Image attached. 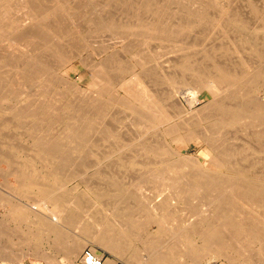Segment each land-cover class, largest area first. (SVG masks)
I'll return each mask as SVG.
<instances>
[{
	"label": "rangeland",
	"instance_id": "rangeland-1",
	"mask_svg": "<svg viewBox=\"0 0 264 264\" xmlns=\"http://www.w3.org/2000/svg\"><path fill=\"white\" fill-rule=\"evenodd\" d=\"M0 8V11L5 9L7 12L15 10L8 12L9 17L13 14L15 22L21 20L15 34L0 36V264H69L68 260L70 264H83L87 248L92 255L97 253L101 256L102 264L105 257L113 259L110 255L126 262L113 259L117 264H143L157 248L158 242L169 240L171 231L183 230L187 226L186 220L189 218V222L192 217L184 203L187 198L178 192L170 195V190L163 191L162 186H172L182 174L193 173L197 168L206 169L201 171L207 176L210 173L208 178L211 180L226 178L225 181L240 180L247 184L264 180V153L255 150L261 143L264 149V140H256V131L264 130V0H8ZM70 8L76 14L69 13ZM89 13L110 27L92 29L88 24ZM27 15L31 16L27 19L29 22L22 19ZM58 24L63 25L64 32L56 36L54 31L59 28ZM51 30L50 35L48 32ZM50 39L54 40L47 42ZM253 46L261 57L251 49ZM19 54L34 63L35 67L29 73L22 70L23 58L18 57ZM62 55L67 59L61 60ZM31 56H34V61L29 58ZM220 69L232 77L222 79ZM131 79L136 85L132 81L128 83ZM133 85L136 88L133 89ZM187 90L200 97L197 107L206 108V115L200 118H188L187 114L183 119L178 117L184 109L178 102H182L189 92ZM130 91L132 93L128 95ZM139 91L141 95L137 93ZM182 91L186 94L182 95ZM216 91L218 94L215 96ZM142 92L149 95L154 92L162 100L158 107H162L164 113H177V119L172 120L175 125L172 137L178 140L172 147L181 156L194 157L199 161L190 169L185 163L181 171L172 169L171 164L165 165L168 162L163 157L166 156L148 155L139 141L125 148L105 133L112 129L123 135L129 133V138H133L151 129L148 135L156 130L155 134L170 141L164 136L161 126L152 128L139 117L143 110L140 103L147 97ZM219 101L230 107L229 111L220 109ZM233 108H244L251 116L232 123L228 119ZM258 109H261V117L257 116ZM185 122L188 124L186 127L181 125ZM201 134L217 142L219 149L228 148L234 152L232 157L226 158L224 166L219 167L206 156L208 147L201 141ZM116 146L119 152L110 157V150ZM129 154L134 157L124 160L123 157ZM29 161L37 174L40 173V181L53 180L48 174L54 171L60 180L66 177L62 183L65 186L59 193L71 203L77 199L83 203L82 222L89 223L94 217L108 228V238L113 239L112 247L97 244L93 239L95 232L79 231L50 214L35 190L31 195L20 188L22 194L15 191L14 188L18 187L16 181L20 173L28 171L24 165ZM138 181L145 182V187L140 188ZM113 186H120L122 193L130 194L118 195L112 190ZM154 187L159 189L155 190L158 196L152 194ZM25 196L29 198H23ZM142 199L146 201L141 202ZM7 201L19 203L30 214L28 219L21 223L13 222L6 210ZM93 205H97L96 209ZM245 213L253 216L250 208H245ZM160 218L167 225L162 231L158 225ZM43 219L51 224L54 220L60 223L63 238L60 244L36 224V221L44 222ZM258 229L264 230L261 222H258ZM245 241L241 244L250 250L244 256L237 257L236 252L225 250L224 257L202 253L194 261H189V255L184 253L187 249L183 251L181 242L175 240L176 244L173 243L179 251L177 264H264V246ZM193 242L201 244L197 238ZM72 243L85 246L76 259L65 255V249Z\"/></svg>",
	"mask_w": 264,
	"mask_h": 264
},
{
	"label": "bare ground",
	"instance_id": "bare-ground-1",
	"mask_svg": "<svg viewBox=\"0 0 264 264\" xmlns=\"http://www.w3.org/2000/svg\"><path fill=\"white\" fill-rule=\"evenodd\" d=\"M8 1V0H6ZM5 0H0V3L3 5H5L6 3ZM63 1V0H62ZM204 1V0H201ZM263 1V0H262ZM22 2V0H21ZM208 2V1H207ZM203 3V2H202ZM205 3V2H204ZM211 3V2H210ZM209 3V4H210ZM0 4V6H1ZM198 4V3H197ZM11 5V4H9ZM22 5V4H20ZM46 5V4H45ZM186 5V4H185ZM23 6V5H22ZM25 6V5H24ZM212 6V4H211ZM58 8V7H57ZM82 8V7H81ZM193 8V7H192ZM208 8V7H207ZM18 9V8H17ZM21 9V8H20ZM25 8H23L24 10ZM64 9V8H63ZM91 9V8H90ZM154 9V8H153ZM1 10V8H0ZM5 10V9H4ZM0 11V15L2 16V18L0 17V36L2 37H7V36H11V34H15L17 32V30L20 28V24H21V20H17V22H15L14 16L13 14L9 17L8 12L10 11ZM26 10V9H25ZM197 10V9H196ZM239 10V9H238ZM13 11V10H11ZM10 11V12H11ZM15 11V10H14ZM13 11V12H14ZM22 11V10H21ZM20 11V13H21ZM91 11V10H90ZM190 11V10H189ZM188 11V12H189ZM194 11V10H192ZM203 11V10H202ZM25 13L27 11H24ZM94 12V11H92ZM168 12V11H167ZM201 12V10H200ZM206 12V11H205ZM16 13V12H15ZM28 13V12H27ZM69 13L72 14H76L75 10L70 8ZM183 13V12H182ZM211 13V12H210ZM214 13V12H213ZM18 14V13H16ZM89 17L91 16V18L88 20V24L92 25V29L94 27L95 30H101L104 27H110V25L101 20V18L98 17H94L96 16L93 13H89ZM194 14V13H193ZM20 15V14H19ZM22 15V13H21ZM117 15V14H116ZM164 15V14H163ZM182 15V14H181ZM186 15V13H185ZM37 16V15H36ZM70 16V15H69ZM75 16V15H73ZM16 17V16H15ZM28 17L30 18L31 16H24L22 17V19L26 22H29L27 19ZM78 17V15H77ZM84 17V16H83ZM193 17V16H192ZM20 18V16H19ZM85 18V17H84ZM195 18V17H194ZM207 18V17H206ZM31 19V18H30ZM83 19V18H82ZM116 19V18H115ZM136 19V18H135ZM178 19V17H177ZM197 19V18H196ZM126 20V19H125ZM137 20V19H136ZM192 20V19H191ZM107 21V20H106ZM128 21V20H127ZM83 22V21H82ZM190 22V21H189ZM74 23V22H73ZM175 23V22H174ZM132 24V23H131ZM59 28H57V31H54V29H52L55 33L56 36H58L57 34L64 32L63 29V25L61 26V24H58ZM72 25V24H70ZM75 25V23H74ZM113 25V24H112ZM116 25V24H114ZM118 25V24H117ZM179 25V24H178ZM73 26V25H72ZM119 26V25H118ZM117 26V27H118ZM158 27V26H157ZM167 27V26H166ZM185 27V26H184ZM38 28V27H37ZM56 28V27H55ZM164 28V27H163ZM203 28V27H202ZM66 29V28H65ZM170 29V28H169ZM206 29V28H205ZM52 30L48 33H50ZM80 30V29H79ZM94 30V31H95ZM38 31V30H36ZM46 31V30H45ZM120 31V30H119ZM118 31V32H119ZM131 31V30H130ZM136 32V31H135ZM139 32V31H138ZM173 33V32H172ZM196 33V32H194ZM42 34V33H39ZM45 34V33H44ZM47 34V33H46ZM105 34V33H104ZM132 34V33H131ZM43 35V34H42ZM148 35V34H147ZM200 35V34H199ZM48 36V35H46ZM133 36V35H132ZM220 36V35H219ZM255 36V35H254ZM54 36H52L53 38ZM140 37V36H139ZM11 38V37H10ZM125 38V37H124ZM252 38V37H251ZM170 39V38H169ZM174 39V38H173ZM212 39V38H211ZM44 40V39H43ZM53 41L54 39H50L49 41ZM144 40V39H143ZM108 41V40H107ZM194 42V41H193ZM200 42V41H199ZM236 42V41H235ZM126 43V42H125ZM191 43V42H190ZM130 44V43H129ZM128 44V45H129ZM140 44V43H139ZM186 44V43H185ZM52 45V44H51ZM60 45V44H59ZM114 45V44H113ZM137 45V44H136ZM141 45V44H140ZM143 45V44H142ZM251 45V43H250ZM25 46V45H24ZM33 46V45H32ZM55 46V45H54ZM133 46V45H132ZM135 46V45H134ZM23 47V45H22ZM59 47V46H58ZM99 47V46H98ZM24 48V47H23ZM26 48V47H25ZM28 48V47H27ZM84 48V47H83ZM9 49V48H8ZM33 49V47L31 48ZM63 49V48H60ZM256 54L257 56L261 57V54L258 52L256 47H252L251 48ZM7 50V49H6ZM30 50V49H29ZM14 51V50H11ZM41 51V50H40ZM94 51V50H93ZM260 51V50H259ZM1 52V51H0ZM31 52V50H30ZM35 52V49H34ZM37 52V51H36ZM39 52V51H38ZM37 54H40L38 53ZM63 54V51H60ZM16 53V52H15ZM32 53V52H31ZM9 54V53H7ZM37 54H36V58L37 59ZM157 54V53H156ZM23 55V54H22ZM30 54L28 53V56ZM35 56V54H33ZM76 55V54H75ZM229 55V54H228ZM2 56V55H1ZM33 56V57H34ZM65 55L61 56V60L66 57H64ZM20 58H23L22 56H19ZM26 57V56H25ZM32 56L29 57L32 60L34 59ZM225 57V56H224ZM255 57V56H254ZM199 58V57H198ZM30 59V60H31ZM67 59V58H66ZM155 59V58H154ZM23 65H22V70H24V72L29 73L32 69H34V63H30L29 60H26V58H23ZM40 60V59H39ZM38 60V61H39ZM53 60V59H52ZM201 60V59H200ZM10 61V60H9ZM13 61V60H11ZM34 61V60H33ZM51 61V60H50ZM159 61V60H158ZM8 62V61H7ZM6 62V63H7ZM21 62V61H19ZM32 62V61H31ZM180 62V61H179ZM82 63V62H81ZM160 63V62H159ZM254 63V62H253ZM85 64V63H84ZM188 64V63H187ZM237 64V63H236ZM29 65L30 68H29ZM37 65V64H36ZM53 65V64H52ZM196 66V65H195ZM239 66V65H238ZM228 69V68H227ZM162 70V69H161ZM220 73V77L222 79H228L232 77V74L229 73H224L222 72V70H218ZM4 72V71H3ZM33 72V71H32ZM99 72V71H98ZM163 72V71H161ZM226 72V71H225ZM248 72V71H247ZM255 72V71H254ZM160 73V72H159ZM101 74V73H100ZM135 75V74H134ZM151 75V74H150ZM166 75V74H165ZM181 75V74H180ZM36 76V74H35ZM137 76V75H136ZM135 76V77H136ZM140 76V75H139ZM138 76V77H139ZM9 77V76H8ZM25 77V76H24ZM41 77V76H40ZM105 77V76H104ZM23 78V77H22ZM93 78V77H92ZM166 79H170V77H165ZM187 78V77H186ZM189 78V77H188ZM116 79V78H115ZM134 79V77H133ZM138 79V78H136ZM141 79V77H139V80ZM155 79V78H154ZM193 79V78H192ZM134 82V80H130V82H128L129 84ZM136 81V80H135ZM156 81V80H155ZM173 81V80H172ZM10 82V81H9ZM93 82V81H92ZM125 82V81H124ZM195 82V81H194ZM215 83V82H214ZM218 83V82H217ZM34 84V83H33ZM128 84V85H129ZM157 84V83H156ZM182 84V83H181ZM68 85V84H67ZM124 85V84H122ZM132 85V84H131ZM130 85V86H131ZM134 85L135 82H134ZM133 85V89L136 88ZM158 86V85H157ZM251 86V85H250ZM32 87V86H31ZM103 87V86H102ZM106 87V86H105ZM193 87V86H192ZM94 88V86H93ZM104 88V87H103ZM227 88V87H226ZM15 89V88H14ZM98 89V88H97ZM132 89V90H133ZM170 89V88H169ZM208 89V88H207ZM238 89V88H237ZM7 90V89H6ZM100 90V89H99ZM186 90V89H185ZM184 90V91H185ZM212 90V89H211ZM10 91V90H9ZM17 91V90H16ZM101 91V90H100ZM129 91V89H128ZM136 91V90H135ZM189 91V90H187ZM15 93V91H13ZM35 92V91H34ZM65 92V91H64ZM127 92V91H126ZM151 92V91H150ZM217 92V93H216ZM215 92V96L218 94V91ZM229 92V91H228ZM2 93V92H1ZM0 93V98L2 97V94ZM17 93V92H16ZM15 93V94H16ZM25 93V92H24ZM40 93V92H39ZM132 93L131 91L128 92ZM140 93L141 95V91L137 92ZM145 93H148L147 91H145ZM142 92L143 95L147 96L146 98H144L145 96H143L144 100L141 101V107H142V113H140L141 118H143V120L148 123V126L150 125L152 128L154 126H161V128H163V133L164 136H167L170 138V141H168L165 137H162V135H157L155 134L157 131H153L154 133L149 134V130L151 129H146L143 133L139 134V136H135L133 138H129V133L125 135H128V138H124L125 135H123L121 132V134L119 132H115L112 129L110 130H106L105 133L108 134V136H111L114 140L118 141L121 143V145H123V147H130V144H133L134 142H138L141 143V148L149 154H151V156L155 155H162V156H166L163 157L165 158L166 163L167 164H171V168L172 169H183L184 167V163L186 165H189V169L191 166H194L192 164H197L199 161L194 158V157H183L179 154L178 151H176V149L174 150L172 145L175 144L177 142L176 139H174L172 136L174 134V129H175V125H173L172 120L173 119H177V117L174 115H171V113L168 114L164 113V110L162 107H158V103L162 102L161 99H159V97L154 94L151 93V95L149 94H145ZM156 93V91H155ZM159 93V92H158ZM167 93V92H166ZM182 95L186 94V92L183 94V91L181 92ZM212 93V92H211ZM43 94V93H42ZM127 94V93H126ZM135 94V93H134ZM160 94V93H159ZM180 94V93H179ZM139 95V94H138ZM139 95V96H140ZM180 95V96H182ZM213 95V94H211ZM224 95V94H223ZM94 96V95H93ZM132 96V94H131ZM214 96V95H213ZM227 96V95H226ZM132 97H135V95H133ZM131 97V98H132ZM93 98V97H92ZM139 98V97H137ZM141 98V97H140ZM182 98V97H181ZM200 98V97H199ZM198 98V95L193 92V91H189L185 97H183L182 102H178V104H181L182 107H184L183 111L180 113V115L178 116L179 118H182L184 116V114L188 115V118H193V117H197L200 118L202 117V115H206L207 111L205 110L206 108H198L197 104L200 103V100ZM78 99V98H77ZM123 99V98H122ZM140 100V99H138ZM142 100V99H141ZM121 101V100H120ZM174 101V100H173ZM202 101V100H201ZM224 102V101H223ZM205 103V102H204ZM218 104L219 108L222 109L223 111L226 110V108L230 109V107H227L226 105L221 104V102L219 101ZM168 104V103H167ZM40 105V104H39ZM72 105V104H71ZM174 105V104H173ZM202 105V104H201ZM206 105V104H205ZM204 105V106H205ZM211 105V104H210ZM234 105V104H233ZM21 106V105H20ZM87 106V105H86ZM171 106V105H169ZM226 106V107H225ZM258 106V105H257ZM80 107V106H79ZM166 107V105H165ZM177 107V106H176ZM207 107V105L205 106ZM256 107V106H255ZM22 108V107H21ZM25 108V107H24ZM29 108V107H28ZM62 108V107H61ZM247 108V107H246ZM260 108H263V106L261 105ZM26 109V108H25ZM141 110V109H140ZM249 110V109H247ZM5 111V110H4ZM20 111V110H19ZM34 111V110H33ZM36 111V110H35ZM34 111V112H35ZM222 111V112H223ZM167 112V111H165ZM217 112V111H216ZM50 113V112H49ZM137 113V112H136ZM213 113V112H212ZM249 112L246 111V109L244 108H233L230 111V117L228 119V121H232V123L237 122L240 119H244L247 117H250L251 115L248 114ZM256 113H258L257 116H262L261 115V109L256 110ZM215 114V113H214ZM217 114V113H216ZM263 114V113H262ZM15 115V114H13ZM21 115V114H20ZM31 115V114H30ZM34 115V114H33ZM186 115V116H187ZM256 116V115H255ZM185 117V116H184ZM212 118V117H211ZM40 119V118H39ZM43 119V118H42ZM138 119V118H137ZM140 119V118H139ZM183 119V118H182ZM22 121V120H21ZM41 121V119H40ZM138 121V120H137ZM142 121V122H144ZM213 121V120H212ZM222 121V120H221ZM108 122V120H107ZM188 122V121H187ZM187 122H185L184 124H181L183 126L188 125ZM141 123V121H140ZM36 124V123H35ZM175 124V123H174ZM246 124V123H245ZM144 125V123H143ZM177 125V124H176ZM179 125V124H178ZM192 125V124H191ZM249 126V125H248ZM66 127V126H65ZM119 127V126H118ZM186 127V126H185ZM202 127V125H201ZM83 128V127H82ZM112 128V127H111ZM156 128V127H155ZM154 128V129H155ZM159 128V127H158ZM219 128V127H218ZM34 129V128H33ZM120 131H122V127H119ZM181 129V127H180ZM184 129V128H183ZM192 129V128H191ZM38 130V129H37ZM116 130V129H114ZM215 130V129H214ZM250 130V129H249ZM254 130V129H253ZM258 130V129H257ZM262 130V128H261ZM202 131V130H201ZM217 131V130H216ZM197 132V131H196ZM208 132V131H207ZM211 133V131H209ZM208 132V134H209ZM231 132V131H230ZM264 130L260 131H256V137H257V141H263L264 140V134H263ZM202 133V132H200ZM199 133V134H200ZM245 133V132H244ZM243 133V134H244ZM249 133V132H248ZM22 134V133H21ZM59 134V133H58ZM206 135V133H204ZM236 134V133H235ZM5 135V134H4ZM53 135V134H52ZM203 135V134H201ZM247 135V134H246ZM54 136V135H53ZM68 136V135H66ZM131 136V135H130ZM132 137V136H131ZM199 137V136H198ZM237 137V136H236ZM234 137V139L236 138ZM187 138V137H186ZM190 138L192 139L193 136H190ZM230 138V137H229ZM5 139V138H4ZM104 139V138H103ZM199 139V138H198ZM200 139L202 142H204L207 147L208 150L206 153V156L209 158V160L214 161V163H217L216 165H218L219 167L224 166L225 164V160L228 157H232V150L228 149V148H223V149H219L217 146V142L213 141L210 139V137L208 136L207 138L203 136H200ZM223 139V138H221ZM195 140V139H194ZM226 140V139H225ZM245 140V139H244ZM17 141V140H16ZM88 141V140H87ZM196 141V140H195ZM224 141V140H222ZM19 142V141H18ZM97 142V140H96ZM253 142V141H252ZM35 143V142H34ZM57 143V142H56ZM84 143V141L82 142ZM114 143V142H112ZM111 143V144H112ZM189 143V142H188ZM12 144V143H11ZM44 144V143H43ZM181 144V143H180ZM235 144V143H233ZM115 145V144H114ZM248 145V144H247ZM25 146V145H24ZM40 146V145H39ZM80 146V145H79ZM101 146V144H100ZM107 146V145H106ZM105 146V147H106ZM228 146V145H227ZM261 145L259 144V146L256 147V151L258 152H263L264 153V149L263 147L261 148ZM264 146V145H263ZM67 147V146H66ZM71 147V146H70ZM81 147V146H80ZM120 147V146H119ZM50 148V147H49ZM79 148V147H78ZM222 148V147H221ZM232 148V147H231ZM1 149V148H0ZM18 149V148H17ZM44 149V148H43ZM52 149V148H51ZM89 150V149H88ZM248 150V149H247ZM90 151V150H89ZM103 151V150H102ZM105 151V150H104ZM240 151V150H239ZM243 151V150H242ZM56 152V151H55ZM107 152V151H106ZM118 148L116 147H112V149L109 152V156L110 155H114L115 153H118ZM4 153V152H3ZM14 153V152H13ZM24 153V152H23ZM92 153V152H91ZM104 153V152H103ZM138 153V152H137ZM142 153V152H141ZM240 153V152H238ZM51 154V153H50ZM98 154V153H97ZM254 154V153H253ZM256 154V153H255ZM26 155V154H25ZM29 155V154H28ZM136 155V154H135ZM144 155V154H143ZM147 155V156H148ZM24 156V155H23ZM71 156V155H70ZM242 156V155H241ZM244 156V155H243ZM15 157V156H14ZM27 157V156H26ZM33 157V156H32ZM82 157V156H81ZM111 157V156H110ZM121 157H123L121 155ZM133 158V154L129 156H125L123 157V159L125 160L126 158ZM10 158V157H8ZM49 158V157H48ZM146 158V157H145ZM158 158V157H157ZM25 159V158H24ZM37 159V158H36ZM150 159V158H149ZM232 159V158H231ZM241 159V158H240ZM7 160V159H6ZM26 160V159H25ZM90 160V159H89ZM234 160V159H233ZM5 161V160H4ZM8 161V160H7ZM10 161V160H9ZM15 161V160H14ZM37 161V160H36ZM63 161V160H62ZM78 161V160H77ZM138 161V160H137ZM136 161V162H137ZM143 161V159H142ZM150 161V160H149ZM113 162V161H112ZM145 162V161H144ZM11 163H13L11 161ZM17 163V162H16ZM25 163V162H24ZM63 163V162H62ZM79 163V162H78ZM123 163V162H122ZM149 163V162H147ZM159 163V161H158ZM161 163V162H160ZM211 163V162H210ZM139 164V163H138ZM212 166L213 163H211ZM241 164V163H240ZM263 164V163H262ZM21 165V164H20ZM36 165V164H34ZM157 165V164H156ZM159 165V164H158ZM215 165V166H216ZM232 165V164H231ZM250 165V164H249ZM26 168H28V171H26L25 169V173H20V179L18 178V180L16 181L18 184L16 187L14 188L16 192H29L31 195V191L35 190L38 194V196L41 199V204H43L44 209L46 211H48L50 214H52L53 216L56 217H60L64 223H66V225L68 224L71 227L77 228L79 231H84V232H95L94 233V237L93 239H95L97 244H100L102 246H107L110 245L112 247V237L108 238V232L105 228L104 225H101V222L98 221L96 218H91L89 220V223H84L82 222V217L81 214L83 212V203L80 202V200L77 199V201L74 202H69L67 200L64 199V196L62 194L59 193V191L62 189V186L64 183V180H60L58 174L56 173V171L52 172V174H48L49 176L53 177V180H46L45 182L40 181V179L38 178L39 174H37V171H35L32 163L29 161L27 162L26 165H24ZM149 166V165H148ZM155 166L154 164L152 165V167ZM160 166V165H159ZM199 166V165H198ZM204 166V165H203ZM211 166V167H212ZM214 166V167H215ZM248 166V165H247ZM67 167V166H66ZM90 167V166H88ZM151 167V166H149ZM162 167V166H161ZM166 167V166H165ZM164 168V167H163ZM162 168V169H163ZM231 168V167H229ZM237 168V167H236ZM260 168V167H258ZM112 169V168H111ZM154 169H156V166L154 167ZM188 169V170H189ZM202 171H205L203 168H201ZM201 169L197 168L195 170V172L193 173H187L186 175H183L182 172L180 175L181 177L178 179V181L175 184H172V186H168L163 188L162 185H159L160 187L162 186V189H164L163 191L166 190H170L171 194L170 195H176L177 192L180 195L185 196L187 199L184 201V203L188 206V208L186 207V209H188L190 211V213L192 214V217L190 216V221L188 222L189 218L186 220L185 222V226L183 230H177V231H171L170 233V237L169 240L164 241H160L157 243V248L153 251V253L151 254V256L149 255L147 257V259L144 261L143 264H177L176 258L178 257V253L179 251L177 250V248L175 247V240L182 243L181 248L184 249L186 248L187 250L184 252L186 254L189 255V261H194L197 260L201 257L202 253H204L205 255L207 254H214V255H222V257H224V251L228 250L231 253L232 252H236V256H240L243 255L245 252H248V250H250L248 247L243 246L241 244L242 241L246 240L249 241V243L252 244H258L261 243L264 246V230H260L258 229V222H261L264 225V180H259L261 182H252V183H243L240 180L239 181H222L221 179H215L216 180H211L208 177L211 176V174L209 173L208 176L206 174H204V172L201 171ZM12 170V169H11ZM43 170V169H42ZM74 170V169H73ZM121 170V169H120ZM194 170V169H193ZM192 170V171H193ZM214 170H216L214 168ZM243 170V169H242ZM52 171V170H51ZM83 171V170H82ZM129 171V170H128ZM151 171V170H149ZM168 171V170H167ZM191 171V172H192ZM103 172V171H102ZM208 172V171H206ZM213 172V171H212ZM221 172V171H219ZM237 172V171H236ZM14 173V172H13ZM105 173V171H104ZM151 173V172H150ZM154 173V172H153ZM162 173V172H161ZM186 173V172H185ZM216 173V172H214ZM60 174V173H59ZM72 174V173H70ZM109 174V173H108ZM152 175V174H151ZM175 175V174H174ZM224 175V174H223ZM226 175V174H225ZM13 176V175H12ZM16 176V175H14ZM64 176V174H63ZM109 176V175H108ZM119 176V175H118ZM158 176V175H157ZM163 175H160V177H162ZM168 176V175H167ZM217 176L218 173H217ZM232 176V175H231ZM142 176H140L141 178ZM148 177V176H147ZM179 177V175H178ZM220 177V176H219ZM134 178V177H132ZM166 178V177H165ZM176 178V177H175ZM211 178V177H210ZM16 179V178H15ZM95 179V178H94ZM138 179V178H136ZM152 179V177H151ZM159 179V178H158ZM237 179V178H236ZM153 180V179H152ZM86 181V180H85ZM135 181V180H134ZM137 181V180H136ZM143 181V180H141ZM138 181L139 183V187L140 188H144L145 187V182H141ZM162 181V180H161ZM166 181V180H165ZM175 181V179H174ZM172 181V182H174ZM245 181V180H244ZM164 182V181H163ZM168 182V181H167ZM134 183V182H133ZM171 183V182H170ZM94 184V182H93ZM98 184V183H97ZM132 184V183H131ZM147 184V183H146ZM164 184V183H163ZM167 184V183H166ZM90 185V183H89ZM130 185V184H129ZM137 185V184H135ZM65 186V185H64ZM63 186V187H64ZM155 186V185H154ZM158 186V188H159ZM129 187V186H128ZM148 187V186H147ZM157 187V186H156ZM12 188V187H11ZM20 188V190H19ZM149 188V187H148ZM147 188V189H148ZM152 188V187H151ZM156 189L154 187V191H153V195H157L159 193H156L155 190H159ZM175 188H178L177 190ZM112 189V188H111ZM146 189V190H147ZM18 190V191H17ZM114 193H117L118 195H128L130 193L125 192L122 193V187L120 186H113ZM127 190V189H126ZM130 190V189H129ZM133 190V189H132ZM131 190V191H132ZM168 190V191H169ZM14 191V192H15ZM136 191L137 190H133ZM150 191V190H149ZM22 192L20 194H22ZM34 192V191H33ZM152 192V190H151ZM23 193V195H25ZM107 193V192H106ZM145 193V192H144ZM164 193V192H163ZM176 193V194H175ZM36 194V193H35ZM138 194V192H137ZM1 195V194H0ZM18 196V194H16ZM22 195V196H23ZM140 194H138L139 196ZM150 195V194H149ZM167 195V194H166ZM158 196V195H157ZM165 196V195H164ZM169 196V195H168ZM182 196V197H183ZM2 197V196H1ZM0 197V199H1ZM142 197V196H141ZM155 197V196H154ZM160 197V195H159ZM175 197V196H174ZM173 197V198H174ZM22 198V197H21ZM23 198H29V197H23ZM127 198V197H126ZM164 198V197H163ZM171 198V196H170ZM11 199V198H10ZM138 199V198H137ZM12 200V199H11ZM126 200V199H125ZM145 200L142 199L140 200L141 202ZM161 200V199H160ZM173 200V199H172ZM182 200V199H181ZM20 201V200H19ZM37 201V200H36ZM140 201L138 203H140ZM146 201V200H145ZM170 201V200H168ZM15 202V201H14ZM17 202V201H16ZM151 202V201H150ZM25 203V202H24ZM145 203V202H144ZM147 203V202H146ZM152 203V202H151ZM19 203L15 204L12 202H8L6 203V205L8 206V208L6 209L8 211V213L11 215V218L13 219V222L16 223H21L24 222L28 219V214L27 211L25 209H23V207H21V205H18ZM98 204V203H97ZM150 204V203H149ZM3 205V204H2ZM143 205V204H142ZM148 205V204H147ZM151 205V204H150ZM154 205V204H153ZM166 205V204H165ZM184 205V204H183ZM27 206V205H26ZM167 206V205H166ZM34 207V206H33ZM89 207V206H88ZM92 207H94L96 209L97 205H93ZM171 207V206H170ZM86 208V207H85ZM148 208V207H147ZM158 207H156L157 209ZM169 208V207H168ZM185 208V206H184ZM244 208V209H243ZM245 208H250L253 211V216L249 217L246 213H245ZM5 209V208H4ZM90 209V207H89ZM146 209V208H145ZM153 209V208H152ZM151 209V210H152ZM156 211V210H155ZM172 211V209H171ZM162 212V211H161ZM166 212V211H165ZM7 213V212H6ZM5 213V214H6ZM94 213V212H93ZM160 213V212H158ZM184 213V212H183ZM6 214V215H9ZM109 214V213H108ZM132 214V213H131ZM155 214V213H154ZM164 214V213H163ZM162 214V215H163ZM182 214V212H181ZM166 215V214H165ZM185 216V215H184ZM7 217V216H6ZM5 217V218H6ZM30 217V216H29ZM34 217V215H33ZM9 218V217H8ZM178 219V217H177ZM158 220V219H157ZM44 222H39L36 221V224H38V226L43 229V231L46 233L51 234V236L54 237V240L59 243L61 241H63L62 238V232L61 229L59 227H61L60 223L57 222L56 220H54V222L52 221L51 223H47L46 220H42ZM117 221V220H116ZM131 221V220H130ZM159 221V231H162L164 229H162L163 227H166L167 225L163 222V219L160 218ZM172 221V220H171ZM177 221V220H176ZM54 223V224H53ZM171 224V223H170ZM173 224V223H172ZM176 224V223H175ZM179 224V223H178ZM184 224V223H183ZM260 225V224H259ZM17 226V225H16ZM178 227V226H177ZM1 228V227H0ZM263 228V227H262ZM169 229V228H167ZM4 230V228H3ZM2 231V228H1ZM0 231V233H1ZM7 231V230H6ZM141 231V230H140ZM12 232V231H11ZM38 232V231H37ZM6 233V232H5ZM3 233V234H5ZM162 233V232H161ZM2 234V233H1ZM8 234V233H7ZM10 235V234H9ZM34 235V234H32ZM111 235V234H110ZM164 235V234H163ZM166 235V234H165ZM13 236V235H12ZM1 237V235H0ZM8 237V236H7ZM35 238V236H34ZM198 239L200 240V245H195L193 240L194 239ZM161 239V238H160ZM117 240V239H116ZM142 240V239H141ZM144 241V240H143ZM172 241V243H171ZM245 241V242H246ZM175 244H174V243ZM198 242V241H197ZM196 242V243H197ZM60 244V243H59ZM44 245V244H43ZM56 245V244H55ZM91 245V244H90ZM246 245V243H245ZM89 246V245H88ZM250 246V245H249ZM85 246L79 245L78 243H72L70 244L65 250V255L68 258H77L80 254V251L84 248ZM117 248V247H115ZM114 248V249H115ZM254 248V247H253ZM263 248V247H262ZM180 249V247H179ZM85 250H89V248L85 249ZM84 250V254L83 255H87V253H85ZM237 250V251H236ZM1 253V252H0ZM20 253V252H19ZM257 253V252H256ZM187 255V256H188ZM205 255L203 257H205ZM226 255V254H225ZM252 255V254H250ZM1 256V255H0ZM94 259H100L102 262V258L99 254L96 253V255H91ZM179 256L183 257V254H179ZM237 256V257H238ZM246 256V254H245ZM86 257V256H85ZM213 257V256H212ZM253 257V256H252ZM66 258V257H65ZM179 258V257H178ZM227 258V257H226ZM244 259V258H243ZM182 260V259H181ZM73 261V260H72ZM232 261V260H231ZM70 264V261H67ZM234 262V260L232 261ZM83 263V260H82ZM89 263V262H88ZM111 263V262H109ZM107 263V264H109ZM113 263V261H112ZM200 263V262H199ZM211 263V262H210ZM104 264V263H103ZM198 264V263H197ZM209 264V263H208ZM235 264V263H234Z\"/></svg>",
	"mask_w": 264,
	"mask_h": 264
},
{
	"label": "built area",
	"instance_id": "built-area-1",
	"mask_svg": "<svg viewBox=\"0 0 264 264\" xmlns=\"http://www.w3.org/2000/svg\"><path fill=\"white\" fill-rule=\"evenodd\" d=\"M85 253H87V256L83 259V264H102L100 259H94L91 255V252L89 250H85ZM104 254V253H103ZM89 262V263H88Z\"/></svg>",
	"mask_w": 264,
	"mask_h": 264
},
{
	"label": "crops",
	"instance_id": "crops-1",
	"mask_svg": "<svg viewBox=\"0 0 264 264\" xmlns=\"http://www.w3.org/2000/svg\"><path fill=\"white\" fill-rule=\"evenodd\" d=\"M108 255H110V254H108ZM110 256L113 257V259L116 260V261H120V262L126 263L124 259H120V258L115 257L113 255H110ZM113 259H108L107 257H105L104 264H107L109 262H111L109 264H117V263H115V261ZM112 261H113V263H112Z\"/></svg>",
	"mask_w": 264,
	"mask_h": 264
}]
</instances>
